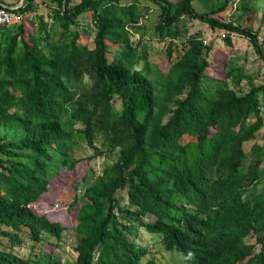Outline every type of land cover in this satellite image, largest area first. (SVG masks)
Listing matches in <instances>:
<instances>
[{"label": "trees", "instance_id": "16d2710c", "mask_svg": "<svg viewBox=\"0 0 264 264\" xmlns=\"http://www.w3.org/2000/svg\"><path fill=\"white\" fill-rule=\"evenodd\" d=\"M56 1L65 3L66 25L49 53L42 43L52 38L43 25L36 32L22 27L6 34L5 44L0 41V126L21 123L26 131L18 142L0 141V264H30L13 251L28 231L35 243L51 246L48 239L60 238L64 218L50 208L49 183L40 175L46 173L50 151L64 153L72 142L60 135L69 128L70 112L84 123L90 146L97 150L94 141L100 140L115 157L87 193L76 229L81 238L75 264H143L137 235L115 212L121 210L116 199L121 190L133 205L124 214L141 225V216L154 215L156 222L146 230L160 234L164 248L189 264H264V200L256 185L246 184L249 177L255 183L264 177V148L257 147L253 172H246L244 151L263 125L258 89L246 96L228 89L224 77L200 59L203 43L195 38L181 59L151 81L154 71L147 62L132 71L143 59L125 28L140 17L136 4L84 0L68 8L69 0ZM191 1L183 0L174 14L166 9L169 35L183 14L249 39L264 60L255 34L210 16L223 12L227 3L199 13ZM91 10L94 49L70 29ZM111 44L125 46L113 62ZM229 76L238 85L243 75L233 70ZM85 78L92 80L91 87ZM115 97L121 111L115 109ZM251 117L255 122L248 124ZM66 167L72 170L73 162ZM249 237L254 244L247 243ZM42 264L56 263L42 259ZM146 264L157 262L150 258Z\"/></svg>", "mask_w": 264, "mask_h": 264}, {"label": "rangeland", "instance_id": "374dc122", "mask_svg": "<svg viewBox=\"0 0 264 264\" xmlns=\"http://www.w3.org/2000/svg\"><path fill=\"white\" fill-rule=\"evenodd\" d=\"M84 0H69L68 8L81 4ZM111 0H100L101 5L109 3ZM121 5L129 6L136 4L140 17L136 21L126 23L128 37L132 47L137 50L143 59L139 61L132 71L138 72L143 69L147 62L153 75V81L159 72L167 70L171 62H176L182 58L188 45L193 38L199 39L203 43V50L200 59H206L210 68L216 71L218 76L224 77V82L228 89L234 91L238 96H246L254 89H258L256 97L260 107V117L263 125L257 132V137L248 140L244 145L246 153V172H253L251 166L259 161L257 147L264 148V60L257 54L251 41L240 34L229 32L220 28H212L207 23L197 19L181 15L174 24L170 26L175 32L174 35L167 33L168 26L164 22L166 9H171L174 14L180 7L183 0H118ZM10 7L24 9L23 21L14 22L0 31V41L5 44L6 34L15 35L22 27L26 30L38 31L43 25L47 27L48 40H44L42 46L46 53H49L59 42V34L64 31L66 21L64 18L65 3L60 5L56 0H0ZM193 8L199 13L210 12L209 7H218L227 3L226 9L217 14L211 13V17L218 18L224 22L251 31L258 37L261 49L264 51V0H192ZM67 9V7H66ZM96 20L94 12L86 11L76 18L70 25V29L77 31L88 41V48H95ZM44 28V29H45ZM175 29H178L176 31ZM124 45H110L108 57L113 62L122 51ZM242 73V79L235 85L230 71ZM229 76V77H226ZM91 87L89 78H85ZM116 111H121V100L114 99ZM173 107L172 103H168ZM254 117V116H253ZM253 117L247 120L251 124ZM253 118V119H252ZM65 120L69 122L67 129L61 131L64 137H70V144L65 148L64 153L57 149L50 151V159L46 161L45 174L40 175L49 183L52 199L48 198L52 211L61 214L63 219V230L59 239H48L52 245H45L42 242L35 243L29 237L28 231L23 237L24 242L13 248V251L20 257L27 259L30 264H42V259H46L56 264H75L77 261L76 247L80 243V235L77 226L81 221V212L88 203L87 193L92 183L98 179L104 168L114 162L115 157L106 152L102 142L95 140L94 145L97 150L90 146L84 135L85 125L83 122L74 119L72 113L66 115ZM255 120V119H254ZM26 131L21 123L11 126H0V141L18 142L23 139ZM30 155L34 156L33 153ZM73 162V169L65 168L67 161ZM261 167H264V160H261ZM249 176V175H248ZM248 188L256 185L257 196L264 200V177L253 182V178L247 179ZM116 199L121 210L116 209L119 221L127 225L137 235L135 239L139 250L145 251V258L142 260L146 264L150 258H155L157 264H189L177 253L168 252L162 244L160 234L150 233L145 225L154 224L157 218L154 215L141 216V222L124 214L125 210L132 208V203L128 198L127 190L118 191ZM3 244L9 245L6 239H1ZM247 243L254 244L255 238L249 237Z\"/></svg>", "mask_w": 264, "mask_h": 264}, {"label": "built area", "instance_id": "2783aa9c", "mask_svg": "<svg viewBox=\"0 0 264 264\" xmlns=\"http://www.w3.org/2000/svg\"><path fill=\"white\" fill-rule=\"evenodd\" d=\"M24 15L19 8L10 7L0 2V28L14 22L23 21Z\"/></svg>", "mask_w": 264, "mask_h": 264}, {"label": "crops", "instance_id": "0c3cea01", "mask_svg": "<svg viewBox=\"0 0 264 264\" xmlns=\"http://www.w3.org/2000/svg\"><path fill=\"white\" fill-rule=\"evenodd\" d=\"M3 3V2H2Z\"/></svg>", "mask_w": 264, "mask_h": 264}]
</instances>
